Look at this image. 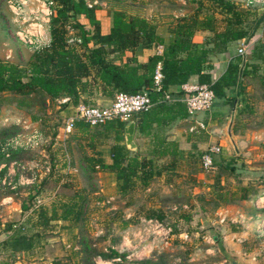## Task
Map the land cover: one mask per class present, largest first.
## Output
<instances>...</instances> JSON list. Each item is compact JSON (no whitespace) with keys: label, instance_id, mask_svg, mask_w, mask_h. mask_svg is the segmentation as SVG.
<instances>
[{"label":"rangeland","instance_id":"374dc122","mask_svg":"<svg viewBox=\"0 0 264 264\" xmlns=\"http://www.w3.org/2000/svg\"><path fill=\"white\" fill-rule=\"evenodd\" d=\"M101 3H106L105 9L110 12L117 9L127 14L142 11L145 5L143 9L159 14L165 24L175 22L173 15L188 14L197 7L194 0ZM237 6L246 11L247 21L260 16L249 12L254 8H245L239 2ZM11 17L6 0H0V33L4 31L3 26L8 30L6 37L0 34V59L4 57L5 47H15L13 43L18 41ZM82 21L87 22L85 17H78V22ZM29 55L24 46H17L12 63L21 62L24 66ZM255 91L254 97L246 99L254 104L253 112L240 107L241 112L230 113L226 109L225 116L216 115V129L228 128L229 138L227 134L216 139L201 137L202 141L206 140L205 144L186 161L179 160L173 172H165L148 186H137L125 196L118 192L114 175L109 171L97 167L91 173L82 171L83 155H97L99 150H106L104 148L112 144L111 139H104L103 126L89 128L86 134L74 131L69 136L66 148L76 172L67 171L63 167V148L57 135L70 110L62 109L56 100L45 101L42 115L36 107L21 111L13 104H6L0 111V130L19 127L15 137L20 136L22 140L38 130L43 143L38 149L19 155L24 161H18L17 165L0 166V264H70L76 261L72 255L82 248L84 239L104 253L113 249L124 256L115 260L95 256L91 264H143L147 261L153 264H229V259L240 264H264V101L260 100L263 90L256 88ZM211 111L198 113L196 117L202 119ZM26 115H39L41 121L31 123ZM10 129L1 131L0 137L12 135L14 130ZM95 134L102 136L95 137ZM213 144L221 147L215 157L217 169L214 173H205L200 166V155ZM59 146L62 149H58ZM168 160L160 163L166 164ZM47 169L49 173L52 169L51 176ZM243 188L246 189L245 199L241 198ZM219 192L230 193L232 203L218 200ZM80 194L85 196V202L77 225L52 221L43 239L33 250L24 253L12 254L3 245L11 234L6 231L9 224L22 222L27 234L35 232L33 224L38 213L32 209L22 212V204L36 209L43 207L48 212L56 206L60 213V204L73 202ZM37 200H40L39 206ZM151 211L161 212L164 219L148 218ZM181 234H187V239L180 237Z\"/></svg>","mask_w":264,"mask_h":264},{"label":"trees","instance_id":"16d2710c","mask_svg":"<svg viewBox=\"0 0 264 264\" xmlns=\"http://www.w3.org/2000/svg\"><path fill=\"white\" fill-rule=\"evenodd\" d=\"M87 1L94 0H53L55 6L49 23V47L33 51L24 66L0 61V111L6 104H13L21 111L36 107V111L42 115L45 113V101L53 102L63 97H68L70 104L63 105L62 109L68 107L70 110V105L75 106L78 103L101 106L96 102L98 98L113 100L115 94L119 92L147 93L154 106L149 111L134 114L131 118V121L135 122L136 134L151 140V149L144 156L141 157L139 151L133 153L125 147L123 130L128 122L121 120H113L102 125L104 139L112 140L108 151L111 157L110 164H105L99 155L82 156V171L91 173L95 171V167L109 171L114 175L118 192L125 196L137 186L144 188L154 178L165 172H173L177 167L179 159L170 157L176 155L178 146L167 141V137L161 135L160 131L172 127L178 121L189 122L194 118L188 115L185 104L180 101L184 96L182 92L172 94L173 101L164 100L169 87L181 86L191 75H197L198 83L207 84L217 101L233 105L235 98L228 96L227 92L240 85L239 80L244 74L240 68L242 59L236 58L230 62L226 71L215 81L204 69L205 64L211 54L225 52L230 43L249 41L253 38L264 20V12L258 18L247 21L244 16L246 11L239 10L230 0H194L197 5L195 10L176 18L168 30L169 40L164 42L151 22L117 9L110 12L112 25L109 32L102 34L96 18L99 6L89 8ZM96 1L116 4L125 2V0ZM80 15L85 17L90 28L78 22ZM67 26H71L75 31V36L81 40L80 44H67L69 34ZM198 33H205L201 44L194 42ZM158 45L163 46L162 54L154 53L145 63H140L135 57L122 61L127 51L134 52L140 46L148 48ZM158 64L161 65L163 75L160 91H156L153 79ZM27 118L35 124L41 121L39 115ZM187 122L184 124L189 125ZM89 128L91 129L87 124L78 122L74 131L86 134ZM7 129L10 128L0 132ZM10 130H14L13 134L0 137L1 144L18 135L20 128L13 127ZM60 148L59 146L58 149ZM6 151L0 152V166L7 167L12 162H22L24 160L18 156L29 153L28 150L21 148H10ZM165 158H169L168 162L160 163ZM214 162L216 165V158ZM70 165L73 166L71 157ZM63 167H66L65 162ZM52 174L51 169L48 176ZM242 191L241 198L245 199L246 189L243 188ZM216 198L224 204L232 203L231 194L228 192H219ZM84 202L85 196L80 194L75 201L60 204V213L56 206L48 212L43 207L36 209L34 206L22 204V212L32 209L38 213L33 224L35 232L27 234L23 225L14 229V224H9L6 231H11V234L3 245L8 247L12 254L33 250L38 241L43 239L47 229L52 227V221H67L77 225L83 213ZM147 217L156 218L158 221L164 219L161 212L155 211H151ZM183 218L188 219L186 216ZM81 245L82 248L72 255L76 261L70 264H91L90 261L95 256L105 260L124 258L113 249H108V253H104L93 248L85 239ZM143 264L153 263L147 261Z\"/></svg>","mask_w":264,"mask_h":264},{"label":"built area","instance_id":"2783aa9c","mask_svg":"<svg viewBox=\"0 0 264 264\" xmlns=\"http://www.w3.org/2000/svg\"><path fill=\"white\" fill-rule=\"evenodd\" d=\"M183 2L185 0H182ZM237 5V2L241 3L245 8H264V0H230ZM87 6L91 8L97 5L98 2H86ZM6 5L11 11L14 17V22L18 25V29L15 32V37L18 41L26 45L32 52L39 51L50 45L49 36V23L53 16V7L55 3L53 0H6ZM68 38L67 44L75 45L80 44L81 40L75 36V31L71 26H67ZM156 53L161 55L163 46L158 45L155 47ZM243 48L238 50V54L242 55ZM11 56L6 55L5 59L9 60ZM154 85L156 91L161 90V81L163 75L161 72V65L158 64L154 72ZM180 91L184 94L180 99L185 106L188 115L194 118L195 125L189 128L190 132H195L197 129L204 130L205 126L202 121L195 120L198 113L209 112L214 106L215 94L207 84H190L184 83L180 86ZM165 101H173L170 93L166 92L164 96ZM58 105L70 104L68 97L56 99ZM154 106L147 93L127 94L123 92L116 93L113 100L107 106H90L84 103H78L75 106L70 105L71 113L65 119L63 126L59 128L57 135V141L63 148V158L66 164L67 171H75L70 165V156L66 150L67 140L69 136L75 130L76 123L82 122L89 127H99L107 122L113 120H121L130 122L134 114L140 112L149 111ZM25 125L26 122L22 121ZM17 125V124H16ZM27 125V124H26ZM29 125L31 123L29 122ZM28 125V126H29ZM29 137L21 139L20 136L14 137L7 141L5 144L0 143V151H6L8 148L24 150H35L42 146L43 138L38 130H33ZM221 147L217 144L210 145L200 157V166L205 173H214L216 171V165L214 158L219 155ZM8 157V154H6ZM11 165H17L16 162H12ZM23 168V166H21ZM24 169V168H23ZM48 173H49V169ZM37 205H40V200L36 201ZM107 204L110 200L106 201ZM35 205V207H37ZM153 220H149L152 223ZM157 222H154V224ZM22 222L14 224L13 228L18 229L22 226ZM160 225V224H158ZM180 237L187 239V234H181Z\"/></svg>","mask_w":264,"mask_h":264},{"label":"crops","instance_id":"0c3cea01","mask_svg":"<svg viewBox=\"0 0 264 264\" xmlns=\"http://www.w3.org/2000/svg\"><path fill=\"white\" fill-rule=\"evenodd\" d=\"M97 5L99 6V9L96 10V18L100 23L101 33L107 34L112 25L110 11H108V9L107 10L105 9V7L107 6L106 3L103 4L99 2ZM143 6L145 5H142V11H134L132 14L129 15L140 16L151 22L153 25H155L157 34L163 38L164 42H167L169 40L168 30L173 23L165 24V22H163L164 19L159 14L155 13L153 10L146 11V9H143ZM249 12L254 13L256 15L257 14L261 15L264 12V8H254L252 10L250 9ZM184 15L186 14H180V16L173 15V17L176 19ZM79 18L84 19V17L81 15L79 16ZM11 23L13 24L14 30L16 31L18 29V25L14 22L13 14L11 17ZM81 24L85 25L86 28H89L87 22L82 21ZM5 27L6 26H3L4 31L0 33L1 35H3V37H6L8 35V30L7 29L5 30ZM204 35L205 33H198L194 38V42L197 44H201L203 42ZM20 43H21L20 41H17L16 43L13 44L15 45V47L18 46V48H23L24 46L26 51H28V53H30L31 55L32 51L26 45ZM5 44L8 45V43ZM6 47H5V51L3 52L4 57L3 59H0V61L12 63L14 59L13 51L15 47L13 45H12L13 49L9 46ZM240 48H243L244 50L242 55L238 54V50ZM154 53H156V49L154 46H150L148 48H144L140 46L137 47L134 52H130V51L125 52V55L122 57V61L125 62L129 58L135 57L140 63H145L147 59L150 56H152ZM8 54L11 56V58L9 60H6L5 57ZM236 58L242 59L240 68L244 72V74L239 80L240 85L227 92L228 96L235 98L232 106L226 103L224 104L221 101H215L212 111L210 113L203 116L202 119L196 117L195 120L203 122L205 126L204 130L197 129L195 132H190L189 128L195 125V121L191 119L189 120V122L178 121L172 127L168 129H164V131L163 130L160 131L161 135L167 137V141L174 142L178 146L176 155H174V157H170L171 159L176 158L182 161H186V159H189L191 155L194 154L195 150L200 149L205 144L206 140L202 141L201 139V137L203 136L202 134H204L203 137L208 136L211 139L213 137L215 139L216 137L223 138L224 134H227L229 138L230 131L228 130V128H226L225 131L224 129H220L219 127L216 129V115L220 113H222L223 115L224 113L226 114L227 113L226 109L230 113L241 112L243 109H244L243 111L253 112L255 109L253 108L254 104L251 103L250 101L247 102L246 99H249V97H254V94H257V92L255 91L256 88L259 90L261 89L263 90L261 91L260 94V98H261L260 100L264 101V20L257 29L253 38H251L249 41L240 40V41L232 42L228 45L225 52L211 54L208 58L207 63L205 64L204 69L206 70V72L210 73L212 80L215 81L226 71L229 63L233 62ZM28 60L29 58H27L25 62H27ZM20 64L21 62L18 63L17 65ZM186 83H190V84L198 83V76L191 75L186 81ZM180 92L181 91L179 85L171 86L168 89V93H170L171 98H172V94H179ZM111 101L112 100L106 98H98L96 100L97 104L101 106H107L110 104ZM240 107H242L243 109ZM185 122H187L189 125L184 124ZM253 133L255 134V132ZM134 141L138 149L137 151H139L140 153L143 152V156L145 155L146 152H148L151 149L150 138L140 137L136 134V131L134 134ZM109 148L110 146L104 148L106 150H99L100 152L98 151L99 154H97L103 159L105 164L111 163V157L108 152ZM235 152L237 154L238 150H235ZM97 155L94 154L93 156H97ZM165 159H169V158H165ZM74 170L76 172V169ZM8 198L10 199L11 197L8 196Z\"/></svg>","mask_w":264,"mask_h":264},{"label":"water","instance_id":"95a60500","mask_svg":"<svg viewBox=\"0 0 264 264\" xmlns=\"http://www.w3.org/2000/svg\"><path fill=\"white\" fill-rule=\"evenodd\" d=\"M134 134H135V122L130 121L123 130V138H124V145L127 150L131 152H136L137 146L134 141ZM229 264H240L237 260L229 259Z\"/></svg>","mask_w":264,"mask_h":264}]
</instances>
